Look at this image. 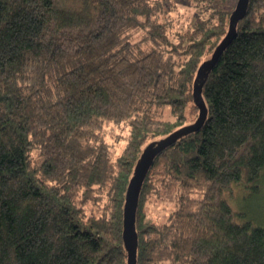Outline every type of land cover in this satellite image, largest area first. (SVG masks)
<instances>
[{
    "label": "trees",
    "instance_id": "1",
    "mask_svg": "<svg viewBox=\"0 0 264 264\" xmlns=\"http://www.w3.org/2000/svg\"><path fill=\"white\" fill-rule=\"evenodd\" d=\"M164 5L0 0V264H127L134 168L151 141L198 112L197 70L232 13L213 4L215 23L197 21L172 42L158 18ZM136 28L142 42L130 38ZM203 97V126L160 153L142 186L137 264H264V223L225 196L240 183L254 196L264 181V0H250ZM164 106L174 120L160 117ZM107 121L130 127L115 160L100 137ZM175 184L169 219L146 220L147 193Z\"/></svg>",
    "mask_w": 264,
    "mask_h": 264
},
{
    "label": "rangeland",
    "instance_id": "2",
    "mask_svg": "<svg viewBox=\"0 0 264 264\" xmlns=\"http://www.w3.org/2000/svg\"><path fill=\"white\" fill-rule=\"evenodd\" d=\"M164 3V12L158 15V18L165 23L167 28L169 39L172 42H177L180 40L183 34L192 30V26L197 21L207 20L210 23H215L217 21L215 17V12L213 8L216 4L217 6H222L225 10L229 11L234 9L237 0H213L211 2H201L196 0H160ZM215 4V6H213ZM130 38L137 42H142L145 36V32L141 28L132 29L129 31ZM142 47L144 50H150L152 44L148 41L143 42ZM183 56V55H182ZM181 56V57H182ZM210 53L205 55L203 59L209 58ZM177 57V58H181ZM160 117L163 119H168L170 121L174 120L170 106L160 107L158 110ZM199 115V110L197 113H189L187 125L194 122ZM129 124L128 122H105L102 129L100 130V137L109 147V153L113 160H115L122 152L126 145V141L129 135ZM32 157L34 164L40 161L41 153L39 148L33 149ZM262 186V191L254 196H246V190L244 189V184H233L230 191L225 193L227 199L231 204L238 209L239 207L245 209L248 216L252 217L259 223H264V181ZM159 189V188H158ZM158 189H151L147 193L144 204H143V214H145L146 220L162 223L166 222L170 214L177 208L178 198L180 195V187L175 184L172 188L162 187ZM245 196L242 198L243 194ZM193 197L202 196L200 191H195L192 195ZM241 198V199H240ZM106 201V198L104 199Z\"/></svg>",
    "mask_w": 264,
    "mask_h": 264
},
{
    "label": "water",
    "instance_id": "3",
    "mask_svg": "<svg viewBox=\"0 0 264 264\" xmlns=\"http://www.w3.org/2000/svg\"><path fill=\"white\" fill-rule=\"evenodd\" d=\"M250 0H237L233 9L229 28L226 35L216 46L212 55L204 60L198 70L194 82L193 98L199 109L197 119L187 125H183L165 137L151 141L142 151L141 156L134 168L133 175L129 181L123 216V241L127 251V264H137L138 254V232L136 228V217L139 206L140 193L145 179L154 163L155 158L166 148L172 146L176 141L191 133L198 131L206 121L208 106L203 97V87L210 72L219 61L222 54L233 42L237 35L238 23L247 15Z\"/></svg>",
    "mask_w": 264,
    "mask_h": 264
}]
</instances>
